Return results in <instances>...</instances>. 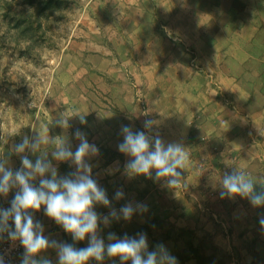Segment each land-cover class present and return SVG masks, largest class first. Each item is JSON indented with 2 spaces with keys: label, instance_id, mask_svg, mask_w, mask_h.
Returning a JSON list of instances; mask_svg holds the SVG:
<instances>
[{
  "label": "rangeland",
  "instance_id": "obj_1",
  "mask_svg": "<svg viewBox=\"0 0 264 264\" xmlns=\"http://www.w3.org/2000/svg\"><path fill=\"white\" fill-rule=\"evenodd\" d=\"M261 1L0 0V158L19 169L14 145L39 132L70 140L75 151L79 142L72 133L77 128L99 150L117 148L121 126L143 130L146 115L156 121L154 131L161 138H171L166 118H158L178 106L197 119L198 105L213 102L234 106L239 138H251V89L264 95ZM81 115L86 124H81ZM61 116L69 128L55 123ZM223 121L225 135L229 121ZM211 128L193 132L194 147L199 140L208 141L204 135ZM245 146L239 143V151L245 153ZM52 150L51 145L41 146L42 152ZM42 152L26 154L35 162ZM221 159L207 162V168ZM193 162L191 168L206 160ZM185 188L183 183L179 191ZM16 191L0 195V207H10ZM31 214L38 219L37 212ZM259 217L264 216L253 219ZM9 224L14 229L13 221ZM253 224L264 233L260 223ZM231 226L225 224L226 231ZM261 248L255 245L256 255L233 259L264 264ZM23 253L19 241L4 234L0 254L5 264H21ZM231 257L216 249L200 258L229 264Z\"/></svg>",
  "mask_w": 264,
  "mask_h": 264
},
{
  "label": "clouds",
  "instance_id": "obj_2",
  "mask_svg": "<svg viewBox=\"0 0 264 264\" xmlns=\"http://www.w3.org/2000/svg\"><path fill=\"white\" fill-rule=\"evenodd\" d=\"M81 124H86L81 115ZM61 128H69L68 119L61 116L55 120ZM156 121L146 115L143 130H134L130 125H122L120 134L122 141L117 150L127 157L124 163V174L129 178L143 176L153 180L162 188L174 192L183 187L182 172L187 170L190 155L180 142H168L154 131ZM48 132V129H47ZM72 136L79 143L73 151L72 143L63 137H44L40 132L36 135H24L14 145V151L20 156L21 167L15 171L8 166V160L0 158V195L7 197L9 192L17 189L10 201V207H0V240L4 234L13 242L19 241L24 248L21 264H52L48 259L37 257L48 249H54L58 264H88L90 259L102 262L105 255L118 257L121 264H177V259L168 251L163 243L149 250L146 233H137L123 237L114 232L107 234V241L99 234L104 227H110L113 221H131L135 214L148 211L147 205L129 201L117 210L109 199L106 189L93 177V165L90 161L98 157L100 150L90 143L87 134L77 128ZM52 146L51 159L41 146ZM42 152L33 162L26 153ZM70 162L74 171L59 175L58 168L52 161ZM115 170H119L118 168ZM114 170L109 169V174ZM39 177V185L33 184ZM219 196L221 199L233 200L236 197L246 199L253 208L264 207V183L257 191L256 183L244 170L234 168L231 173H224L219 180ZM113 199H125L123 189H117ZM97 205L109 208L107 215L95 211ZM55 221L70 234L74 242L88 238L86 247L77 248L74 244L61 242L44 235V225L34 219L31 212H39ZM31 210V212H30ZM13 221L14 229L9 221ZM264 228V217L259 221ZM0 264H5L0 254Z\"/></svg>",
  "mask_w": 264,
  "mask_h": 264
},
{
  "label": "crops",
  "instance_id": "obj_3",
  "mask_svg": "<svg viewBox=\"0 0 264 264\" xmlns=\"http://www.w3.org/2000/svg\"><path fill=\"white\" fill-rule=\"evenodd\" d=\"M261 6H264V2L261 3ZM261 29L264 30V19L261 22ZM251 91L253 99L249 109L252 118L251 126H249L251 138H244V140L239 138L236 108L234 106L227 108L226 105L217 102L198 105L197 119L184 111V107L181 105L180 107L183 108L173 107L166 113L167 115L158 118L160 121H162V117L166 118V127L168 126V132L172 136L171 138H162L165 143H182L188 148L189 163L192 165L196 158L206 160L203 165L199 164L201 166L194 165L191 168V165H188L187 170L182 172L183 183L186 186L183 192L164 189L153 180L143 176L129 178L124 174V163L128 159L127 157L122 155L117 148L100 150L99 156L90 161L93 165V177L100 186L106 189L112 205L119 210L122 205L131 201L145 204L148 208L144 214H135L131 221H113L110 227H104L101 224L102 231L99 234L105 239V243H108L107 234L109 232H114L119 237H123L125 233L129 236L146 233L149 250L151 251L155 245L163 243L177 259V264H219L214 260L204 262L200 258L204 255H214L216 249H223L225 254L232 256L231 259L233 256L241 254L253 256L258 253L255 252L254 247L257 245L261 248L260 245L264 244V233L254 230L253 223L259 224L260 217L257 219H253V217L264 216V211L253 208L248 200L240 197L233 200L221 199L218 183L224 173H231L234 168L246 171L258 183L257 191L261 190L259 184L264 183V95L256 88ZM209 114L211 120L207 118ZM232 118L234 119L232 120ZM225 119L229 121V125L225 126L227 133L223 135L221 125L224 124L223 120ZM211 126L213 131L210 135H204L209 138L208 141L200 142L199 140V145L194 147L193 132H203L204 129ZM119 139L122 141L123 138ZM241 142L246 143L245 153L239 151L238 144ZM47 152L48 158L51 159V151ZM228 157L229 160L223 162V159ZM214 158L223 159L213 164L212 168H207V162L211 163ZM237 158L244 161L241 163L242 165L237 164ZM52 162L57 166L59 175H66L74 171L70 162L65 165L54 160ZM117 168L119 170H115ZM109 169L114 170L112 174H109ZM33 184L39 185V177ZM121 188L125 193V199L116 201L113 199L114 193ZM261 208L264 210V207ZM95 211L101 215H107L109 208L97 205ZM37 217V220L44 225V235L50 239L74 244L77 248L87 246V237L84 241L74 242L70 234L44 214L43 206L37 212ZM229 222L232 226L226 231L225 224ZM240 223H245V225L238 229L237 226ZM261 249L259 255H262L264 259V247ZM40 255H44L43 258L50 260L52 264H58L54 249H48ZM248 263L257 264L255 260L254 262L249 260ZM88 264H121V262L118 257L109 258L105 255L102 262L90 259ZM126 264H131V261ZM229 264L241 263L236 258Z\"/></svg>",
  "mask_w": 264,
  "mask_h": 264
}]
</instances>
